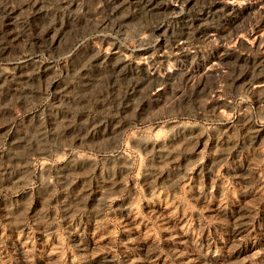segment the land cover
Wrapping results in <instances>:
<instances>
[{"label":"rangeland","instance_id":"1","mask_svg":"<svg viewBox=\"0 0 264 264\" xmlns=\"http://www.w3.org/2000/svg\"><path fill=\"white\" fill-rule=\"evenodd\" d=\"M0 264H264V0H0Z\"/></svg>","mask_w":264,"mask_h":264}]
</instances>
